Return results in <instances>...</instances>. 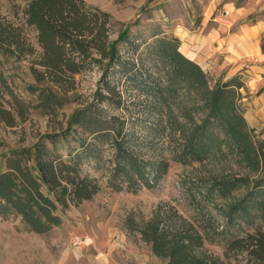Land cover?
I'll return each mask as SVG.
<instances>
[{
    "label": "trees",
    "instance_id": "16d2710c",
    "mask_svg": "<svg viewBox=\"0 0 264 264\" xmlns=\"http://www.w3.org/2000/svg\"><path fill=\"white\" fill-rule=\"evenodd\" d=\"M22 1L27 2L26 23L38 31L42 70L33 69L38 84L24 87L30 95L26 99L0 69V120L12 126L31 111L56 114L70 101L66 93L73 89L74 76L96 66L102 69V83L96 100L78 106L66 127L4 153L0 218H20L27 230L38 234L59 227L72 204L90 200L102 189L83 165L101 162L106 150V184L113 191L155 189L171 163L160 152L148 154L156 150V138L167 137L179 142L175 159L183 164L233 160L243 169L239 175L213 177L203 195L223 201L219 210L225 224L219 230L210 222L202 231L177 211L165 210L140 222L130 219L131 230L151 245L161 264H227L239 256L244 264H264V139L239 106L243 81L234 76L212 85L201 64L180 50L175 36L155 33L146 43L153 65L141 53L125 55L121 43L134 45V50L141 45L133 40L131 27L112 39L113 16L85 0ZM0 51L18 58L35 52L22 30L1 14ZM159 72L163 75L157 76ZM123 77L146 94L151 120L142 126L148 133L136 128L145 113L121 117L103 105L128 108L120 87ZM206 239L223 243V256L205 250Z\"/></svg>",
    "mask_w": 264,
    "mask_h": 264
},
{
    "label": "rangeland",
    "instance_id": "374dc122",
    "mask_svg": "<svg viewBox=\"0 0 264 264\" xmlns=\"http://www.w3.org/2000/svg\"><path fill=\"white\" fill-rule=\"evenodd\" d=\"M92 6L109 12L115 21L111 38L120 29L130 26L134 45L121 43L125 55H141L147 65L154 60L147 55L145 45L153 35L178 37L180 50L205 69L214 85L234 76L243 81L239 106L249 125L264 139V0H85ZM27 2L0 0V14L22 30L35 52L21 58L0 51V69L24 98L30 95L27 84H38L33 69L38 64L42 48L38 31L26 23ZM261 28L258 29L257 27ZM162 76L163 72L156 74ZM102 83V69L98 66L74 76L73 89L66 95L68 104L56 114L31 111L26 120L16 118L14 125L0 120V168L3 155L11 148L31 146L44 134L58 132L67 126L72 112L83 103L96 100ZM53 86V84L42 83ZM121 91L128 108L103 104L111 115L132 117L142 115L136 123L138 131L148 128L150 104L146 94L133 80L123 77ZM64 93V91H61ZM166 136V135H165ZM149 137H153L149 134ZM179 142L171 138H156V150L169 159L167 175L155 189L143 188L136 193L113 191L106 184V168L110 152L106 150L101 162L86 161L85 173L100 180L102 189L90 200L72 204L63 214V223L50 232L38 234L27 230L20 218H0V264H161L151 245L130 228V219L140 222L156 212L177 211L203 231L209 223L221 230L225 219L219 206L223 201L204 198L209 181L216 176L240 174L235 161L210 160L183 164L175 159ZM148 149L144 146V150ZM218 205V206H217ZM212 225V226H213ZM204 249L223 256V243L206 239ZM243 256L232 258L227 264H244Z\"/></svg>",
    "mask_w": 264,
    "mask_h": 264
},
{
    "label": "crops",
    "instance_id": "0c3cea01",
    "mask_svg": "<svg viewBox=\"0 0 264 264\" xmlns=\"http://www.w3.org/2000/svg\"><path fill=\"white\" fill-rule=\"evenodd\" d=\"M257 28H258V29H260L261 27H260V26H258ZM189 58H190V57H189Z\"/></svg>",
    "mask_w": 264,
    "mask_h": 264
}]
</instances>
